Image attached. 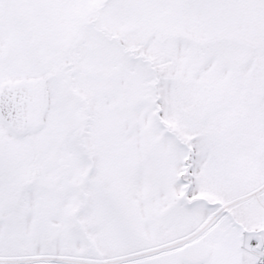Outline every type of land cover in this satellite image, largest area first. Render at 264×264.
<instances>
[{
	"label": "snow or ice",
	"instance_id": "snow-or-ice-1",
	"mask_svg": "<svg viewBox=\"0 0 264 264\" xmlns=\"http://www.w3.org/2000/svg\"><path fill=\"white\" fill-rule=\"evenodd\" d=\"M0 264H264V0H0Z\"/></svg>",
	"mask_w": 264,
	"mask_h": 264
}]
</instances>
